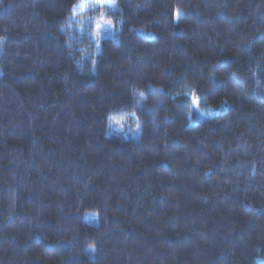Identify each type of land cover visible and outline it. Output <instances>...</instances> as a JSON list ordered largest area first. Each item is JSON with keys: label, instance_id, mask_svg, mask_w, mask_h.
I'll return each instance as SVG.
<instances>
[{"label": "trees", "instance_id": "obj_1", "mask_svg": "<svg viewBox=\"0 0 264 264\" xmlns=\"http://www.w3.org/2000/svg\"><path fill=\"white\" fill-rule=\"evenodd\" d=\"M0 264H264V0H0Z\"/></svg>", "mask_w": 264, "mask_h": 264}, {"label": "rangeland", "instance_id": "obj_2", "mask_svg": "<svg viewBox=\"0 0 264 264\" xmlns=\"http://www.w3.org/2000/svg\"><path fill=\"white\" fill-rule=\"evenodd\" d=\"M98 26H99V28H98L99 30L100 29L103 30V29H108L109 24L105 23L104 26H102V24L101 25H98ZM102 32H105V34H106V31H102ZM195 107H197V101H196V99H193L192 101H190V104H189L190 115L193 114ZM197 109H198V107H197ZM199 112H200V110H199ZM201 116H204V114L202 113ZM191 119L192 118L190 117V121H191ZM119 124H120V127L118 128V130H125V127H127L126 124H123V123H120V122H119ZM123 127H124V129H123Z\"/></svg>", "mask_w": 264, "mask_h": 264}, {"label": "snow or ice", "instance_id": "obj_3", "mask_svg": "<svg viewBox=\"0 0 264 264\" xmlns=\"http://www.w3.org/2000/svg\"><path fill=\"white\" fill-rule=\"evenodd\" d=\"M179 16H180V12L177 11V13H176V17H177V19L179 18Z\"/></svg>", "mask_w": 264, "mask_h": 264}]
</instances>
